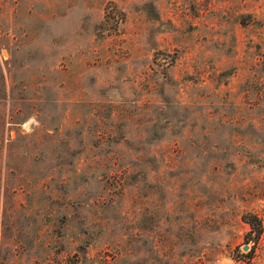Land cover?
Instances as JSON below:
<instances>
[{
	"label": "rangeland",
	"instance_id": "1",
	"mask_svg": "<svg viewBox=\"0 0 264 264\" xmlns=\"http://www.w3.org/2000/svg\"><path fill=\"white\" fill-rule=\"evenodd\" d=\"M0 264H264V0H0Z\"/></svg>",
	"mask_w": 264,
	"mask_h": 264
},
{
	"label": "trees",
	"instance_id": "2",
	"mask_svg": "<svg viewBox=\"0 0 264 264\" xmlns=\"http://www.w3.org/2000/svg\"><path fill=\"white\" fill-rule=\"evenodd\" d=\"M242 216L249 225V228L245 233L246 239H255V237L260 233L261 230V223L259 218L256 216V214L251 212L244 213Z\"/></svg>",
	"mask_w": 264,
	"mask_h": 264
},
{
	"label": "water",
	"instance_id": "3",
	"mask_svg": "<svg viewBox=\"0 0 264 264\" xmlns=\"http://www.w3.org/2000/svg\"><path fill=\"white\" fill-rule=\"evenodd\" d=\"M244 248H246V245H244Z\"/></svg>",
	"mask_w": 264,
	"mask_h": 264
}]
</instances>
